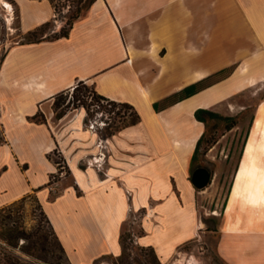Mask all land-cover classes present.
Returning <instances> with one entry per match:
<instances>
[{
  "label": "crops",
  "instance_id": "obj_1",
  "mask_svg": "<svg viewBox=\"0 0 264 264\" xmlns=\"http://www.w3.org/2000/svg\"><path fill=\"white\" fill-rule=\"evenodd\" d=\"M13 2L22 37L47 22L56 23L55 32L64 26L50 0ZM200 6L197 0H96L68 36L18 42L6 50L0 64V208L35 192L72 264L121 254L125 221L152 200L157 203L151 209L154 218L142 221V245L169 249L195 231L193 209L180 200L188 198L184 176L206 132V123L195 111L212 107L229 89H238L234 76L240 59H253L256 71L264 73V24L259 23L256 29L249 24L256 48L216 53L215 59L234 60L199 65V58H207L201 43L207 20L198 16ZM3 50L0 43V56ZM232 65L227 78L161 110L154 108L156 101ZM80 81L105 97L133 105L141 115L140 122L104 140L110 164L103 175L87 166L90 155L104 152L98 132L86 126L87 111L72 108L58 118L55 109L56 97ZM263 106L264 101L256 119ZM37 114L46 120L34 119ZM10 126L31 128L33 133L13 134ZM56 150L70 181L63 177L51 182L59 170L52 156ZM14 172L22 176L24 188L15 189L11 183ZM174 181L184 190L180 197ZM232 190L220 254L229 264H264V205H256L251 218L244 211L238 220L237 212L229 210Z\"/></svg>",
  "mask_w": 264,
  "mask_h": 264
},
{
  "label": "rangeland",
  "instance_id": "obj_2",
  "mask_svg": "<svg viewBox=\"0 0 264 264\" xmlns=\"http://www.w3.org/2000/svg\"><path fill=\"white\" fill-rule=\"evenodd\" d=\"M197 2L201 4L197 10L198 16L207 20L203 27L204 33L207 34L201 41L205 53L203 54L207 58H199V65L200 63L216 65L222 60H234L232 57L215 59L216 53L232 54L240 47L251 48L254 46L256 48V38H253L249 24L254 23L255 29L256 24H264V0H197ZM57 4L56 17L58 20H64L65 25L67 18L77 10V3L73 0H57ZM9 10L11 13L8 12ZM0 13H2L0 15V43L4 47L2 54L5 55L8 47L10 48L24 39L19 30L18 7L13 0H0ZM9 19L12 20L9 21ZM55 25V22H51L46 34L53 35ZM3 56H0V61ZM236 65H239L240 68L239 73L234 76V82L238 85V89H229V93L223 100L209 108L224 116L233 117L236 126L232 130H228L225 121L209 120L206 124V136L200 146L197 158L191 162L188 172L184 176L186 181L184 190L187 192L188 198H182L184 190L180 191L179 185L174 181L173 187L177 190L179 197L181 196V202L184 203L186 200L185 202L191 205L195 214L194 233L169 249H161L157 244L142 245L139 242V236L145 234L142 221L151 215V209L157 204L155 200H152L147 206L132 212L123 225L122 235L127 245L128 261L118 260L117 257L120 254H110L95 264H150L149 254L151 255V251L148 247L154 249L161 264H229L219 251L221 231L227 222L226 201L234 187L235 176L245 159L246 150L252 137L254 138L253 148H256V160L264 166V151H260V142L264 133L258 118L256 119L257 108L264 101V73L259 74L256 71V63L253 64V59H240ZM236 65L229 67L233 68ZM88 87L91 92L95 89L90 84ZM60 98L64 102L63 107H66L71 101L68 110L82 107L74 105L73 89L61 93ZM78 104L79 101L76 102V105ZM83 108L87 111V127L94 130L91 128L90 120H93L97 125H102L96 132L102 138L99 141V144L103 143L101 149L107 153L105 171H108L109 154L104 140L113 136L108 135L110 130L108 128L114 127L120 121L115 113L118 108L111 113L104 110L96 111L93 106ZM1 112L0 107V143L4 141ZM9 123L13 125L10 120L7 124ZM146 124L149 127V122ZM24 129L11 128L10 126L9 132L13 134L19 133V131L33 133L31 128H27L25 131ZM23 149L22 147V154H25ZM93 155L95 154L90 155V159ZM52 156L55 160H61L62 163L59 166V174L54 175L56 178L52 179V182L53 180L58 182L63 177L70 181L69 170L61 154L56 150ZM63 166L65 169L60 172ZM197 167L208 168L213 173L212 182L203 190L197 189L191 182L193 171ZM100 173L103 175L104 171H100ZM11 183L15 189L25 187L22 176L17 172H14ZM56 187L53 188L54 192L58 191ZM20 206L0 212V264H7V260L11 256L20 258L29 264H72L66 253L61 250L37 199L35 197L27 198ZM229 210L237 212L238 219L242 218L244 211L249 213V218H251L256 207L247 205L243 207L237 202L229 206ZM215 212L217 214H214ZM151 217L154 218L153 215ZM16 227L23 229L28 236L30 235V238H18L14 243H11L6 238L5 232L9 228ZM44 234L48 235V243L39 242L38 237Z\"/></svg>",
  "mask_w": 264,
  "mask_h": 264
},
{
  "label": "trees",
  "instance_id": "obj_3",
  "mask_svg": "<svg viewBox=\"0 0 264 264\" xmlns=\"http://www.w3.org/2000/svg\"><path fill=\"white\" fill-rule=\"evenodd\" d=\"M51 3L53 4L55 10L57 11L58 9V4H57V0H50ZM71 1V0H70ZM76 1L77 3V10L70 15L67 18L66 24L62 27L61 31L59 32H55L53 35H48L46 34L47 29L50 27L51 22H47L31 31H29L27 34H25L23 36V41H21L22 44H30V43H35V42H39L42 41L44 39H49V38H58V37H66L69 35L72 27L74 26L75 22L78 21L79 19L85 18L88 16L93 4L96 2V0H73ZM19 19V15L17 17ZM5 55L1 58L0 63L3 61ZM234 70V67H225L197 82L191 83L187 86H185L184 88H182L181 90L171 94L170 96L166 97L165 99H163L162 101H156L154 103V108L158 111L161 110L162 108H165L171 104H174L176 102H179L181 100H184L185 98H188L198 92H200L201 90L215 84L216 82L227 78L228 76H230L232 74ZM90 92V93H89ZM59 94L56 97L55 100V109L57 112V117H61L70 107L71 101L66 105V107H63V101L61 100ZM73 97H74V105L79 107H90L93 106L94 108H96V111H105V112H114L117 108L118 110L115 112L116 115L120 118L119 123L117 125H115L114 127H109L108 129H110L108 131V135H114L116 134V132H118L119 130L130 126V125H135L138 122H140L141 120V116L140 114L137 112V110L135 109V107L129 103H123V102H118L115 100H112L108 97H105L101 94H99L95 89L91 92L88 84L84 81H80L77 83V85L73 88ZM90 99V101L88 102V100ZM79 101V104L76 105V102ZM195 116L198 120L204 122V123H208L209 120H216V121H225L226 122V129L231 130L236 126V122L234 121L235 119H233V117L230 116H224L222 114H220L219 112H216L212 109L209 108H198L195 111ZM34 119L38 120V121H45V117L41 116L39 114L35 115L33 117ZM109 126V125H108ZM206 136V132L201 136V138L198 140V144L197 147L195 149V152L192 156V162L195 161V159L197 158V154L199 152L200 146L203 142V140L205 139ZM56 163L58 164V166H61V160H56ZM52 182V180H51ZM30 197H35L37 199V201L39 202L40 206L42 207L37 195L35 192L32 193H28L25 196H23L21 199L5 206L4 208L0 209V212L3 210H8L11 209L15 206H20L27 198ZM21 207V206H20ZM43 210V208H42ZM44 212V210H43ZM45 213V212H44ZM46 215V214H45ZM47 217V216H46ZM48 219V217H47ZM48 222L50 223L49 219ZM50 226L53 230V234L56 237V239L58 240L61 250L63 252H65L64 247L62 246V244L59 241V238L57 236V234L55 233L51 223ZM6 238L11 242L14 243V241L18 238H26L29 239L30 235L28 236L23 229H19V228H9L6 230L5 232ZM39 242L40 243H48V235L44 234V235H40L39 237ZM122 246H123V250L122 253L117 257L118 260L122 261V262H126L128 261V256L129 254L127 253V245L124 242V236L122 235ZM149 250L151 251V255L149 254V263L150 264H161L159 261V258L156 254V252L154 251L153 248L148 247ZM66 253V252H65ZM68 257V256H67ZM108 257V255L103 256L100 259H97L95 263H99V261H101L102 259ZM7 264H29L26 263L24 261H22L20 258L17 257H9V259L7 260Z\"/></svg>",
  "mask_w": 264,
  "mask_h": 264
},
{
  "label": "bare ground",
  "instance_id": "obj_4",
  "mask_svg": "<svg viewBox=\"0 0 264 264\" xmlns=\"http://www.w3.org/2000/svg\"><path fill=\"white\" fill-rule=\"evenodd\" d=\"M258 122L264 133V108H262L258 116ZM253 145L254 138L252 137L246 150L245 159L235 176V184L229 206L237 202L242 204L243 207L246 205L252 207L264 205V166L256 160V148H253ZM260 145V151H264V137ZM214 214H217V212Z\"/></svg>",
  "mask_w": 264,
  "mask_h": 264
},
{
  "label": "water",
  "instance_id": "obj_5",
  "mask_svg": "<svg viewBox=\"0 0 264 264\" xmlns=\"http://www.w3.org/2000/svg\"><path fill=\"white\" fill-rule=\"evenodd\" d=\"M213 179L212 172L205 167H197L192 174L191 182L199 190L205 189Z\"/></svg>",
  "mask_w": 264,
  "mask_h": 264
},
{
  "label": "built area",
  "instance_id": "obj_6",
  "mask_svg": "<svg viewBox=\"0 0 264 264\" xmlns=\"http://www.w3.org/2000/svg\"><path fill=\"white\" fill-rule=\"evenodd\" d=\"M2 13H0L1 15ZM106 124V122H103ZM91 128L94 129V131H97L98 127L102 126L101 124L97 125L93 120H90ZM103 143L99 144L101 147ZM106 152H101L98 155H93V157L87 162L88 167H96L99 171H105V164H106ZM63 169H65V166L62 167V170L60 172H63ZM59 174V173H58ZM56 177L53 176L52 179H55ZM54 181V180H53Z\"/></svg>",
  "mask_w": 264,
  "mask_h": 264
},
{
  "label": "flooded vegetation",
  "instance_id": "obj_7",
  "mask_svg": "<svg viewBox=\"0 0 264 264\" xmlns=\"http://www.w3.org/2000/svg\"><path fill=\"white\" fill-rule=\"evenodd\" d=\"M213 174V173H212Z\"/></svg>",
  "mask_w": 264,
  "mask_h": 264
}]
</instances>
